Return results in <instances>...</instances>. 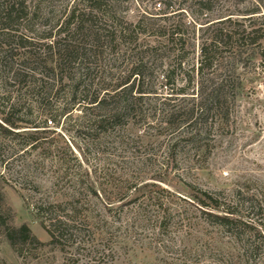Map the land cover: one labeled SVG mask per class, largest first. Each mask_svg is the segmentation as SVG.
Masks as SVG:
<instances>
[{"label": "rangeland", "instance_id": "obj_1", "mask_svg": "<svg viewBox=\"0 0 264 264\" xmlns=\"http://www.w3.org/2000/svg\"><path fill=\"white\" fill-rule=\"evenodd\" d=\"M8 3L18 21L4 19ZM219 30L236 33L233 46L200 75L201 46ZM263 53L264 0H0V96L54 131L26 155L28 177L3 190L12 224L47 243L40 224L52 215L41 211L60 205L75 226L62 246L22 257L0 238V264H264ZM16 69L29 77L20 86ZM134 81L133 112L95 128ZM220 85L223 106L189 119ZM93 96L106 111L88 106ZM168 109L178 128L161 123ZM200 190L219 210L201 206ZM217 212L233 223L207 214Z\"/></svg>", "mask_w": 264, "mask_h": 264}, {"label": "trees", "instance_id": "obj_2", "mask_svg": "<svg viewBox=\"0 0 264 264\" xmlns=\"http://www.w3.org/2000/svg\"><path fill=\"white\" fill-rule=\"evenodd\" d=\"M14 3L5 4L3 15L4 19L9 22L12 18L19 20L21 16L19 15L20 8L15 7ZM2 8V7H1ZM14 20V21H15ZM2 32L8 30L9 28L2 27ZM244 31H242L243 33ZM260 29H253L248 35L258 34ZM236 33H233V35ZM233 35L229 33L223 34L221 30L217 31L214 38L209 42L201 46L200 49V64L197 69L198 73H202L204 69H211L214 64L215 54L221 48H229L231 45V39ZM5 36L8 38L14 37L10 34V31L5 32ZM243 39V37H242ZM254 41V40H253ZM57 47V44H56ZM51 48V47H50ZM29 55V54H28ZM26 56V57H25ZM73 52L70 51L65 56H58V61L61 62L67 57H72ZM30 55L23 54L22 60H30ZM262 58L264 59V53ZM12 70V68H11ZM24 70V69H23ZM22 69H16L13 71L11 81L17 83L19 86L27 82L28 74L24 73ZM135 78L140 76V73H136ZM169 84V83H168ZM137 86L135 81L124 87L119 92H116L111 99H117V106L115 111L108 116H101L99 119L93 121L95 123V128H104L110 122L119 121L121 118L130 115L133 112L132 106L133 102L140 99L132 97L134 88ZM139 86V85H138ZM78 86L71 91L72 98L76 96V91ZM138 87L136 89V92ZM183 92V90H181ZM80 93L84 95L83 98L87 96V89H83ZM140 94V92H139ZM203 94V93H201ZM225 94L224 86L220 85L216 88L211 89L204 97L201 98L197 106H193L188 111L189 119L193 118L195 109L203 112V109L208 105H215L219 108L223 106ZM86 100V99H83ZM11 97L0 96V238H2L10 249L18 256L22 257L24 252H36L37 250L43 249L48 246L60 247L63 242H67L72 236L74 222L71 218L58 214L60 210L59 206L48 205L42 209V213L46 212L52 215L47 223L41 222V227L47 232L50 240L47 243L39 241L31 232L30 228L26 224L20 226H14L12 224L14 213L11 208H9L5 202V197L3 190L8 184L12 182L14 176L20 174L22 178H27L30 170V162L26 160V155L33 153L37 150H42L44 147L45 137L47 133H52L48 129L47 123L52 124L51 120H48L43 113V120L41 122L32 121L28 116H31L33 109L35 107L31 105H25L24 102L16 98L12 103H10ZM106 99H98L96 96L89 98L88 106L95 105V109L105 110ZM84 107L87 110L92 107ZM167 119L161 123L165 125L166 128H177L179 124L175 121L176 113L174 110H166ZM51 118V117H50ZM48 120V121H47ZM199 194L201 197L198 198V202L203 207H212L214 210H219V203L217 197L210 193L200 190ZM208 216L218 221L222 226L230 225L233 223V215L229 212H224L221 214L217 212L216 214L207 213Z\"/></svg>", "mask_w": 264, "mask_h": 264}]
</instances>
